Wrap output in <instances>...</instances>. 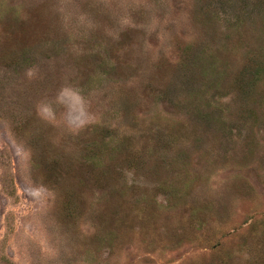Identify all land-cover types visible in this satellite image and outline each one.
<instances>
[{
  "label": "rangeland",
  "instance_id": "obj_1",
  "mask_svg": "<svg viewBox=\"0 0 264 264\" xmlns=\"http://www.w3.org/2000/svg\"><path fill=\"white\" fill-rule=\"evenodd\" d=\"M0 264H264V0H0Z\"/></svg>",
  "mask_w": 264,
  "mask_h": 264
}]
</instances>
